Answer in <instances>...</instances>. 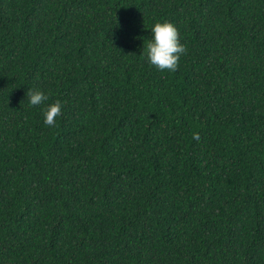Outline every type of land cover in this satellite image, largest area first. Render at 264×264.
Listing matches in <instances>:
<instances>
[{
    "label": "trees",
    "instance_id": "1",
    "mask_svg": "<svg viewBox=\"0 0 264 264\" xmlns=\"http://www.w3.org/2000/svg\"><path fill=\"white\" fill-rule=\"evenodd\" d=\"M0 264H264V0H0Z\"/></svg>",
    "mask_w": 264,
    "mask_h": 264
},
{
    "label": "clouds",
    "instance_id": "2",
    "mask_svg": "<svg viewBox=\"0 0 264 264\" xmlns=\"http://www.w3.org/2000/svg\"><path fill=\"white\" fill-rule=\"evenodd\" d=\"M152 39L143 46L142 58H146L151 67L161 72H175L179 67L182 55L187 54V48L180 43L178 29L169 22L155 23L151 29ZM30 106L43 104L48 96L41 91L29 89L26 93ZM62 113V104L59 100L49 105L43 112L44 124L53 127L57 117ZM198 139V136L194 137Z\"/></svg>",
    "mask_w": 264,
    "mask_h": 264
}]
</instances>
